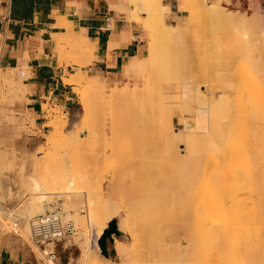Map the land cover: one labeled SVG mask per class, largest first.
Listing matches in <instances>:
<instances>
[{
	"label": "rangeland",
	"instance_id": "374dc122",
	"mask_svg": "<svg viewBox=\"0 0 264 264\" xmlns=\"http://www.w3.org/2000/svg\"><path fill=\"white\" fill-rule=\"evenodd\" d=\"M126 1H127L128 6L129 5L133 6L135 13L138 12L137 16H135L136 15L135 13H132L131 17L133 19L137 20L138 22H140L142 24L144 30H145L147 49H146L145 56L142 58L146 60L149 58V49H150L151 38H152L151 37L152 36V27L149 24L148 14L139 9V1L140 0H136V1L135 0H126ZM142 1H146V0H142ZM196 2L198 3L199 1L196 0ZM208 2L210 4H215L217 2V0H208ZM198 4H197V6H198ZM176 5H177V9H178V2H176ZM222 5L225 8L226 12L232 13V14H235L237 12L239 16L246 17L248 19L250 18L249 20H251V18L253 19V16L255 18H256V16H259V18L254 22L255 25H252V26H254L255 29H257L258 33H264V8L260 5L258 0H223ZM189 6L192 7V5H189ZM195 15H197L196 8H191L190 12H188L187 14L180 12V19L179 20L184 21L185 17H187L186 21H189L190 19H192L191 21H195L196 20ZM142 17H145V18H142ZM165 22L167 24L171 25V23L168 20V17L165 18ZM176 23H174V24H176ZM182 27H184L185 29L184 28L183 29L186 31L184 33L183 39L185 37L187 40L184 39V42L182 41L183 44L180 46V48L182 50H180V51H183V47H184L185 54H186V56H188V58L186 56L185 57L188 59L189 63H187L188 62L187 60H186L187 62L185 61V59L183 60L182 59L183 57L181 58V60H183V62L185 61V63L188 64V66L185 65L186 67H188L186 69V67L183 66L184 64L182 63L183 64L182 66L185 69L184 74H187V76H185V77L189 78L188 76L191 75V72L193 73L192 76H194V82L189 83L192 87V89L190 88L191 89L190 91H193L195 93V100H194V94L190 93L191 95H193L192 96L193 100L196 101V103H197V100L201 101V103H203V104L205 103V105H203L201 103H198V104H200L202 106H208L209 107L208 103L212 102V101H210V100H212L211 98H214V97L217 98L218 95L220 96L221 94L226 93L225 96H227L231 100L234 99V101H235V99L238 97L237 96L238 93L234 89L233 85L230 87L228 85L222 87V88L227 87L225 89V91L228 90V92L230 94H228L227 92L224 93V90L221 88L220 89H218V88L213 89L211 87L210 91H212V90L214 91V94H213L214 97H212L208 93V92H210L209 86H211V85H209V82H206V80H204V78L207 76V72L209 71L208 76L206 77V78L209 77L208 81H211L210 80L211 75H212V78L214 79V81H216V78H214V77H216L215 75L218 76L216 70L218 72H219V70L220 71L222 70L221 72H223V75H225L224 70L225 69L227 70L228 63L229 64L231 63L230 67H232V68H238V65H237L238 61H241V62L243 61L242 63H245L244 61H246V62L249 61L251 64H253L252 62L255 59V57L257 59V53L258 52L256 54H251L252 56H254V59L251 57V59H253V60H249V59L244 60V59H241L242 57H244L243 54L242 53H236V51H235V49L237 48V44H239L238 40H241V41L256 40V36L253 34V31L250 30L249 28H246L245 32H247L248 34L247 35L243 34L241 31V33L243 34L242 35L240 32L238 33V31L235 32V29L237 28L235 23H233V24H230V23L225 24L224 23V26H222V28L220 27L223 30H221L220 28L215 26V29H214V27H212V29H211L212 31L211 30H210V32H209V30L207 31V32H209L208 34L205 32H200V30H198L199 33L196 35V33H197V32L195 33V30L197 29L196 27L190 28V24L185 23V22L183 23ZM187 33L190 35H188ZM236 33H238V36L240 35L239 36L240 39L238 38V36L237 37L234 36V35H237ZM186 34L188 35L187 37H186ZM230 37H233V39ZM65 41L67 42V44ZM218 41H219V43H218ZM61 42L63 43L64 46H67L69 48V50L71 49V51H73L70 53L68 52V54L65 55L66 58L63 57L65 59H62L63 61L61 63L63 64V62H64L66 67H69V66L75 67L74 69H72V73H77L78 69H81L83 67L79 66L80 62H82V59L80 58V55H78L79 54L78 50L75 51V49H79L80 45H82V47H84V46L86 47L87 41H86L85 36L81 35V39H79V37H76L73 27H71V25H69L67 32L65 34H63V37L61 38ZM220 43H222V44H220ZM73 46H74V48H73ZM222 46H224V47H222ZM219 47H220L222 52L220 50H218ZM0 49H1V47H0ZM226 49H228V50H226ZM233 51H234V53H236V55H234V54L230 55L231 53H233ZM217 52H219V53H217ZM237 52H240V51L237 50ZM215 53H217V54H215ZM182 54L183 53H181V56H183ZM227 56H229V57H227ZM258 56H259V53H258ZM208 59L210 61H208ZM256 59H255V61H256ZM202 60L207 61V63H209V64L208 65L204 64V62ZM211 60H213V61L211 62ZM92 61H93V59H92ZM92 61H90V63H88L87 66L92 64ZM249 62H247V63L249 64ZM200 65H202L203 67ZM210 65H212V66H210ZM214 65L216 67H214ZM87 66H84V67H87ZM207 66H209V67H207ZM224 66H225V68H224ZM76 67H77V69H76ZM20 72L25 73V76L22 77V79H24V81L30 77V71L26 67L19 68V70L16 73V76L17 75L19 76ZM86 72L90 73L89 71H86ZM65 73L67 75H69V71L67 68H65ZM162 74L164 75V73H162ZM10 75L12 76L13 74H10ZM219 75L221 76L222 74H219ZM70 76L71 75H69V77ZM163 77L164 76H161L160 70H158V69L148 70V71H138V72L132 73L128 76H125V78L120 77L119 79L114 80V81L109 80V79H107L101 75V78L104 80L105 84H102L101 82L96 81L91 77L92 80L96 84H98L100 86V88L102 89V91L104 92L103 95H97L98 93L96 94L95 92H94V95L93 94L89 95L92 97V99H91L92 101L96 100L94 102V104H95L94 108L92 107L95 111V113L93 112V114L95 115L94 120L96 119L95 120L96 124L94 125V123H93L91 128H89V126L85 127V125H84L85 122L86 121L90 122V120H91L90 117H92L94 115H92V116L90 115V117H88L90 119L84 118L85 112L83 110V105H82V97H83V89L84 88L75 85L74 91L77 94V103L74 105L73 111L64 110L61 107H58L57 105L52 104L50 101H47L43 105V111H44V113L48 119L47 125L49 126V128L44 133H43V131H40L37 129V127L35 126V123H34L33 116L31 115V113L26 108V103H29L26 99L27 91L24 92L23 94H21V92L20 93L14 92L11 94V91L7 90L8 87H4L3 85H1L3 87H1V90H0V101L7 102L11 99L12 96L14 97V103L9 105L8 109L3 110L1 115H0V119H1L0 125L3 126L6 124V125L14 127V130L12 131V133L10 130H9V133L7 132L9 135H7V133L5 131L4 133H6V134L0 136V142H1L0 148L2 151H5V154L8 153L7 156L10 158L11 164H13L11 170L8 171L7 173L10 176L11 181L16 182L15 184L12 183L11 181L9 182L10 189L13 192L12 193L13 194L12 200H10V201L7 200V202L4 201L1 203L2 208L4 210L6 209L5 213L6 212L8 213L10 211L15 212V215L17 216L15 218H17V219H15L14 221L17 220V223L27 221V219L21 215V210L24 209V205H25L24 200L27 201V198L31 197L32 191L30 190L31 189L30 187L25 186V185L22 186V185L17 184V183L20 182L19 180L21 179V177L27 176V174L31 173L32 164L34 162H39L40 167H39L38 171H40L41 173L49 174V173H54V172H56V173L70 172L72 175H77L78 178H80L79 179L80 181L82 180L79 184L80 186L81 185L88 186L89 184L90 185L92 184L95 186L97 184L102 183L101 186H102L103 193L105 195L106 200H110L114 204L116 203V204H119L121 206L123 205L125 210H124L123 214L121 215V218H125V217L128 218L129 213L132 210H134V213H136V211L139 207H140L139 209L141 210V212L145 210L144 211L145 213H150V215H155V216H151V218H147L148 219L147 220L148 222H147L145 219H143L142 215L140 214L141 212H139L140 210L138 209L139 211L137 214H139L140 217L138 215L139 219H137L138 217H136L135 221L137 222L139 227H141L140 225H142V224H140V222L144 223L146 229L144 228V232H145L144 233L142 230L143 229V227H142V229H141L142 234L144 233V235H145L148 233L149 234V235L147 234L149 236L148 240L150 239L149 240L150 242L151 241L153 242V240H156V241H154L155 242L154 246L157 249H159V247H160V249H161V247H165V248L169 247L170 249H172L173 247L171 248V246H176L178 243H181L184 246L188 242V244L190 243L191 245L194 243L193 246H195V247H197V245H198L197 248L200 247L199 249L196 248L197 250L196 249L194 250L195 247L191 248V251L192 250L194 252L196 251L195 255H197V256H198V253L201 254V256H203V255L206 256V254L209 253L211 257L213 256V257L217 258L218 256H222V254H220V253H226V255L228 257V256H230V254H228L227 251L225 252L224 250L226 249V250L230 251L231 247L233 249L234 244H237L236 247H234L235 248L234 250H236V252H239L240 256L244 255V256H242V258L243 257L245 258L246 255L248 256L250 254L249 251L251 252L250 255L251 256L253 255L252 257H254L256 255L255 252L259 253V249H261V248L259 246L260 245L259 239H257V238H259L258 237V230H259L258 226L259 225H258V223H256L258 220L256 221V218L253 216H252L253 218H250L252 215V212L249 213L248 211L247 212L249 213L250 217L248 215L247 216L250 219L248 217L245 218L244 217L245 215L242 217V215H239V213L242 209L238 208L239 207L238 204L236 205L237 207L236 206L234 207V203H235L234 196L238 194L236 196L238 198L241 194V197H242V195L245 194L244 192L246 190L244 192H242L241 188L243 189L244 187H246V184H245V186H243L244 185L243 184L242 185L243 187L241 186V188L238 187L241 184H238V185L236 184V186L239 188V191L241 190V192L243 193L242 194L241 192H239L240 193L239 194L235 190H234L235 192L233 191V189H232L233 187L231 186L232 183H230V187H232L230 189L229 183L226 181V179L221 180L223 182L225 180V182H227V184H228L227 189L229 188L230 190H232L229 193L228 190L226 189V191L229 193V195L232 192H233L232 193L233 195L235 194L234 196H232L233 198L231 197L232 194L229 196L233 199L232 200L229 198L230 201H232L233 203L232 202L230 203V201L228 203L229 199L226 200V198H225V200L227 201V204H229V205H227L225 203L226 207L227 206H228V208H231L232 206L234 207V208L232 207L233 209H231V211H229V209H227L231 213L225 212L226 211V210H224L225 205L222 203L224 201L223 197H221V199L218 197L220 191L222 193V194L220 193V195L223 196V194H224L225 197L228 196V193H227V195H226V191H224L225 193H223L222 187H224V185L222 187H219L220 183L222 185V182H218V180H216V178H214L215 179L214 180L213 179L214 174L213 175H211V174L215 173V169L221 170L222 167L224 168L225 163L227 161L225 162V159H224V161H223V159H221L222 161L218 160L219 162H221L220 165L218 164L219 168L216 166H213L215 163H217V160H213V161L211 160L212 164H210V167H209V163H207V162H205L206 164L204 163L205 168L202 167L203 170L205 169L202 172V173H204L202 177H203V179L207 177L205 179V183H206L207 188L205 190H203L204 195H206L208 197L207 198L208 202L212 201L215 198L214 201L217 203V205L215 204L214 201L209 202L210 204H213V205H210L207 203V200H205L204 198H203V201L201 200L202 195H203L201 183L198 182V183H200L199 184L200 188H199L198 183H196L194 181L195 179L197 180L198 176L194 180H192L191 176L189 175L191 178L190 179L189 176L187 175V173H189L188 172L189 168H191L192 166L189 165L188 170H185V171H187L186 173L183 170V168L186 165H185V163H182V161H180L181 159L179 158L180 159L179 160L178 157L181 155H183V156L186 155L185 151H186V147H187L186 146L187 139H186L185 135H182L183 138L181 136V137L176 138V139H174V138L170 139V136L168 135V131H167L168 129L166 130V128H167V126H166V121H167L166 119L167 118L166 117H167L168 109H170V112L172 114L173 128H176V129L185 128V124H184L185 123V121H184L185 116L183 114V106H182L183 82L181 80L179 81V79H177L179 82L178 81L174 82L172 80L170 82L168 80L169 76L167 78V81L164 80L165 77H164V79H163ZM12 78H14V75L12 76ZM19 78H21V76H19ZM191 78L187 79L186 82H188ZM192 80H193V78L191 79V81ZM184 82H185V80H184ZM212 83H213V80H212ZM184 86L186 87L187 83H185ZM125 87L127 89L129 88L131 90L137 89L136 92H139V91L143 92L144 91L147 94L146 98H148V100H149V102H147V105L141 99H140L141 101H139L138 98H137L138 100L137 99L135 100V97L132 98L133 96L131 97L129 95H126L123 97L122 95H120L119 93L123 92V90H125ZM122 88H124V89H122ZM3 89H5V90H3ZM2 90L4 92H1ZM234 90H235V93H237V94L234 93V95H233ZM7 91H8V93H7ZM16 93H18L17 96L19 98H17ZM115 95H117L118 97L116 96L117 97L116 98ZM93 96H97V97L101 96L102 98L104 97L102 99L103 103H102V101H100L101 99L99 100V98H98V100H97L96 97H93ZM196 96H197V98H196ZM231 96H233L234 98ZM200 97H204L205 99L207 98L206 99L207 101L204 102L203 101L204 99H201ZM93 98H94V100H93ZM199 99H201V100H199ZM208 99H210V100H208ZM142 102H144L145 105L143 104V106H142V104H141ZM91 103L93 104V102H91ZM129 115H130V117L132 116V120H133V115H134V118H137V119H139V117H140L141 121L143 118H145L147 120L144 119L146 122L144 124L142 123L143 126H141L140 124L138 125L136 123H134L135 125H133V123L131 124V122L128 119ZM147 116H148V118H147ZM85 117H86V115H85ZM115 119H118V121H115ZM83 120H86V121H83ZM64 121L65 122L67 121V122L65 123ZM7 122H10V124ZM81 122H83V123H81ZM56 124H58L59 127H62L61 129L63 131L64 137L70 136V139H71V137H75V136L79 137L77 134H79L80 132H81V134H79V135H84L83 139L80 140L79 142L77 141V144L74 143L75 147H74V145L72 147V150H73V148H75L76 152L75 151L74 152L76 153V155H74V156H77V157H74L76 159L74 161H72L73 163L71 165H69V167L63 166V161L60 162L61 160H63V158H61L62 156H60V155H63V154L68 155V151H70L69 152L70 155L71 154L73 155L74 153H71V150H68L67 148L64 149V148L58 147L57 140L59 139V135L56 132ZM90 124L88 123V125H90ZM117 124H119V125H117ZM82 125H84V127ZM79 126L82 127V129H80ZM261 128H262V126H261ZM79 129H80V131H77ZM47 131H49V132H47ZM4 133H2V134H4ZM3 140H4V143L2 142ZM65 150H68V151H65ZM56 152H57V156H56ZM54 155H55L56 159L53 158ZM70 155H68V157ZM57 157L61 158L59 161L60 163H56ZM52 158H53V161H52ZM71 159H73V157ZM155 159L157 160V162ZM174 161H176V162L174 164H172V162H174ZM214 161H215V163H213ZM241 161L244 162L242 159H241ZM241 161H239V160H238V162L236 161L235 165L233 164L235 161H233L232 164H230L231 163L230 161L227 163L226 166H227V169H229L228 170L229 172L227 173V176H226V177H228L227 180H230L231 182L236 181L235 183L240 181V179H242L244 182L249 180V179H247L248 177H250L249 173H251L249 171L250 170L249 167L251 166V169H253V163L251 161L250 166L248 163L246 166L245 165L246 162L243 164ZM180 162H181V165L183 164V168L182 169L180 168L178 171H181V170L184 171V172H182L183 174L181 172H179L183 176H184V173L186 174V176L182 177V179L180 177H178L179 173H177L178 172L177 169L179 167H182L179 164ZM170 163H171V165H169L170 168H168L167 165ZM237 163H239V164H237ZM151 164L154 165L153 166L154 170H152ZM229 164H230V167H232V168H229V166H228ZM22 165H24V169H23L24 172L22 171L24 174L21 172ZM148 165H149V167L151 166L150 169L147 167ZM222 165H224V166H222ZM232 165H234V168ZM155 166H156V169L158 166V171L155 169ZM172 166H174V167H172ZM247 167L249 170H247ZM263 167H264V165H263ZM235 168H236V170L239 169V173H240V170H242L241 171L242 175L244 174V171H247V173H246V174H248L247 177H246V174H244L243 177H240L239 173H237V172L234 173L232 171V169H235ZM243 168H244V170H243ZM184 169H186V168H184ZM209 169H211L210 170L211 172L209 171ZM263 169L264 168H262V170ZM149 170H150V172H148ZM155 170L159 174V175L157 174L159 176V178L157 176H156V178L159 179V182H158L159 184L161 181L160 185L157 183L158 179H156V178H153L154 181L151 180L154 184L150 183L151 184L150 185L148 182V179H150V176L151 177H153V175L155 176V174H154ZM170 171H173L175 173H171ZM230 171H232L234 174H236V173H237V175L239 174L238 178L237 179L234 178L235 175L233 174L234 175L233 176ZM253 171H254V169H253ZM151 172L153 175L151 174ZM221 172H222V170H221ZM202 173L201 174L199 173L200 174L199 177L202 175ZM225 173L223 172L222 174H225ZM219 174H220V172L216 173L215 175H217V176H215V177L220 176ZM244 176L246 177L247 180L244 179L245 178ZM136 177H137L139 183L134 181V179ZM174 177H176L178 179H176ZM186 177H188L190 180V181L187 180L188 182H191V180H192L194 183L197 184V185L195 184L197 187H195L193 185L195 189L198 188L197 190H194V192H193V190L191 189L192 190L191 191L189 185H187L189 187V190L187 189L188 187L186 186V183L184 182L186 179H183ZM143 178H145V180ZM179 179L181 182L179 181ZM212 180L214 182H218V185H215V186L212 185L214 183ZM141 181H142V184H141ZM169 181H170V185H169ZM144 182H145V186H147V182H148L149 186H152V187H150L152 189L151 191H149L150 189L148 187H147L148 192L146 191L147 188L144 186ZM162 182H163V184H162ZM183 182L185 183V187L182 190L181 188L183 187ZM201 182H202V180H201ZM135 183L138 185H136ZM240 183H243V182L240 181ZM248 183L250 184V187L252 186L253 191L251 190L252 192H250V190H249V192H248V190H247L246 193L250 194L251 197H253V198L255 197L254 199L257 202L256 196H258V194L256 191H254V190H257L255 188L256 186H255V184L253 185L250 182H248ZM248 183H247V187H248ZM171 184L174 186V189L176 187V189L178 190L177 193L179 195L174 194V192H173L174 189H173V186ZM135 185H136V188L133 187ZM162 185H164V186H162ZM190 185H191V183H190ZM139 186H140V188H139ZM169 186H170V188H169ZM179 186H181V187H179ZM212 186H214L213 188H215V191H217L216 189L219 190L218 193L216 192L217 195L216 194L213 195L214 191H212L213 190ZM233 186H234V184H233ZM137 187L139 189H137ZM155 187L157 190L160 189L159 190L160 192H158L159 194L157 193L158 195H156L153 191V190L156 191ZM237 187L234 189L238 190ZM178 188L181 189V192H182V195L184 198L181 197L182 195H180L181 192L179 193L180 189H178ZM20 189H21V191H20ZM134 189H136V190H134ZM249 189H251V188H249ZM161 190H162V192H161ZM171 190H172V192L170 193ZM184 190H185V192H186V190L188 192H186V193L184 192V194H183ZM17 192L21 195H19ZM192 192L195 193L193 195L195 197L193 200L195 206L193 205V207L196 208L197 203H195V201H197L199 203L200 202H202L203 204L205 203L204 205L202 203H200L201 205L204 206V208L199 203H198L200 205L199 209L198 208L195 209L193 207H190L193 204V202L189 199L190 203H192V204L188 203L189 202L188 198L192 195L191 194ZM185 194H186V199H185ZM247 194H246V196H247ZM250 195H248V198L252 199L250 197ZM170 196H171V198L168 199V197H170ZM211 196H212V198H211ZM216 196L218 197V199H217L218 201L216 200ZM244 196L242 198L244 201L245 200L248 201V202H246L248 205V208L249 207L252 208V206H250V205L253 202L251 201L252 203L250 204L249 199H244ZM94 197H96V195H94ZM172 197L174 199H176L178 197L177 200L174 201V203H171ZM179 197H180V199H179ZM72 198H77V197L73 196ZM150 198H152V199H150ZM182 198L185 199L186 201H188V202L184 201L186 204H189V206H187V209L185 207V209L188 213L189 212L192 213L190 210L192 208H193L192 210L194 213H195V211H197V214H199V212L201 210L203 212V209L208 208L207 209L208 213H210V214H208V216H210L211 221L214 220L210 224L212 225V224H215L216 221L217 222L219 221V223L217 225L215 224L216 227L218 226L217 229H215V227L213 225L216 234L219 231H229V228L226 229L227 227L226 228H224V226L221 227V225H223L224 222H225V224L230 223L231 225H233V224L235 225V226L233 225V227L230 226L231 227L230 231L234 230L233 232L230 233V237H229L230 231L225 232L224 236L222 237L221 244L223 245V247L221 249L216 248L219 245L215 241H213V240H215L214 238H212L213 240L210 238L212 241H209L210 239L208 237H210V236L212 237V235H213V233L210 234V232L212 230L209 232V229H208L209 233L208 232L207 233L210 236L205 231L204 234H206V236L208 235L206 238H205V236L202 237L203 235L201 237H199V236L196 237L197 239L200 238L199 241L201 240L200 241L201 245H200L199 241L196 240V238H195V241H197V242L195 245V241L191 238V234L188 232V230H190V228H188V230H187V227H190V225H187L186 229H184V230H183V228L180 229L178 226L176 227V225L179 222H181V221H179V218L181 220L180 211L182 210L181 207H182L183 203L181 202L182 203L181 204L179 202V200H181ZM239 199L242 200L241 198H239ZM239 199H237V200H239ZM254 199H252V200H254ZM95 200L98 201V199H96V198H95ZM240 200L238 202H241ZM151 201H153V202H151ZM154 202H156L155 208H157L158 211L155 210L154 207L152 208V206H154L153 205ZM238 202L236 201V203H238ZM63 203H64V199H59L56 204L55 203L51 204L50 205L51 210L47 209L46 212L56 210V211L61 213L63 211V207H64ZM145 203L147 205L146 207H144ZM148 203H150V204H148ZM221 203L224 206L221 205ZM243 203H245V202H243ZM149 205H150L151 209L148 208ZM170 205L172 206V208ZM19 206H21V207H19ZM175 206L177 208L178 207L179 208L177 209ZM220 206L224 207L223 211H221V209L223 207L220 208ZM142 207L144 209H142ZM241 207H243V206H241ZM135 209H136V211H135ZM188 209H189V211H188ZM209 209L210 210L212 209V210L210 211ZM234 209H237V210L239 209L238 210L239 213L236 212V210L234 211ZM246 210H247V206L244 209V211H241V212H243L242 214H244L246 212ZM83 211L84 212L82 214L86 216L85 217V229L87 230V228L89 227L88 230H90V228H93V225H91L92 223L90 224L88 222V214L86 212V208H83ZM155 211H156V213H155ZM253 211H255V209H253ZM144 212H142V213H144ZM202 212H201L200 216L199 215H197L198 217L196 216L197 218L196 217L193 218L194 215L192 216V219L195 220V221L194 220L193 221L196 222L197 225L194 224V222H193V224L197 227H199V226L201 227L203 225L201 222L204 223V221L206 220L204 217L205 214H203ZM167 213L170 215H168ZM183 213L184 212L181 213L182 216H183ZM228 213L231 215L229 217L225 216ZM235 213H237L238 215H235ZM178 214H179V216L177 217L176 215H178ZM36 216H38V215H36ZM220 216H222L223 221H221ZM237 216H238V218H237ZM239 216H241V217H239ZM35 217H33V219ZM169 217H171V218H169ZM211 217L213 220L211 219ZM90 218H91V216H89V219ZM121 218L118 217L117 221L120 222ZM176 218L178 219V221ZM192 219L190 221H192ZM198 219H201L200 220L201 222L198 223L197 222ZM202 219H204V221ZM238 219H240L241 221H246V222H239ZM175 220H176V222H173ZM230 220H231V222H230ZM232 220H235V222H233ZM8 221L10 223L12 222L10 220H8ZM71 221H73V220H71ZM138 221H140V222H138ZM170 221L172 223H170ZM190 221H189V223H191ZM248 221H250V222H248ZM86 223H87V225H86ZM198 224H200V225H198ZM74 225H75V222H74ZM90 226H92V227H90ZM75 227L77 230L76 235L67 240L68 243L70 242L69 243L70 246H69L68 250H66V252H63L60 248L57 247V245L56 246L52 245L50 250H53L55 247L57 257L58 258L62 257L63 262H65V260H67V262H69L71 264H85L83 262V258L81 257V249H80L81 244L80 243H82V241H83V238L81 236V232L82 231L85 232L86 230L81 229V227H79V225H75ZM236 227H238V228L236 229ZM241 227H242V230H241ZM232 228H233V230H232ZM15 229L17 230V227H15ZM160 229H161V231H160ZM192 229H194V226ZM195 229H199V228L195 227ZM139 230H140V228H139ZM177 230H179V231H177ZM182 230H183V232H182ZM18 231H19V229H18ZM170 231H171V233H170ZM175 231H177V232H175ZM2 233H0V237H3V236L8 237L9 236V235H7L6 231L2 232ZM169 233H170V235H169ZM144 235H142L143 239H146L147 236L145 235V237H144ZM10 236H11V238L14 236L12 239H16V240L22 242L23 244H25L26 246H29V248L32 251H34V248L37 246L33 242L32 237H31V241H28V240L16 238L18 236H15V235H10ZM10 236H9V238H10ZM126 236H127V241L131 242V240H132L131 237L128 235H126ZM169 238H171V240ZM225 238H227V239L225 240ZM146 240H144V242H146V243L149 242ZM202 240L205 242L202 243ZM206 240H208V243L211 242V244H213L212 245L213 247H210V245L208 246L207 245L208 243H206ZM235 242H237V243H235ZM197 243H199V244H197ZM205 243H206V245H205ZM215 243L217 245H214ZM30 244H33L32 245L33 248ZM238 244H239V249H238ZM157 245H160V246H157ZM193 246H191V247H193ZM225 247H227V248H225ZM37 248H39V247L37 246ZM247 248H249V249H247ZM46 249H48V248H46ZM220 250H221V252H220ZM193 251L190 254V259H192V261L193 260L195 261L196 257L193 256L194 255ZM216 251H218L217 256L214 255V254H216ZM206 252H208V253H206ZM247 252H248V254H247ZM231 254H233V252H231ZM35 255L37 256V258L39 260L44 258V254L40 253V255H39L38 253H35ZM201 256H198V257H201ZM224 257L227 259L226 256H224ZM248 257L250 258V256H248ZM248 257H246V259H244L245 264H247V263L248 264L249 263L250 264H252V263L256 264L255 263L256 261L258 264V260H257L258 256L257 257L255 256L257 259L255 257L253 258L254 259L253 262L251 260H249ZM227 260H224V261H227ZM246 260H247V262H246ZM113 262H115V263L119 262L118 257H117L116 261H113ZM227 262L230 264V259ZM223 263H225V262H223ZM223 263H221V264H223ZM49 264H51V261H49ZM238 264H240V263H238Z\"/></svg>",
	"mask_w": 264,
	"mask_h": 264
},
{
	"label": "bare ground",
	"instance_id": "6f19581e",
	"mask_svg": "<svg viewBox=\"0 0 264 264\" xmlns=\"http://www.w3.org/2000/svg\"><path fill=\"white\" fill-rule=\"evenodd\" d=\"M124 1L127 3L126 0H124ZM198 1H199L198 2L199 4L196 2V0L195 1L194 0H177V2H178V10L180 12H182V13L187 14L188 12H190L191 8H196V10H197V15H195L196 16V20L195 21H191L192 19H190L189 21H186L187 17H185V20H184L185 23H189L190 24V28L191 27H193V28L196 27L197 28L195 30V33L197 32L196 35L199 33L198 30H200V32H205V33L208 34L210 32V30L212 29V27H214V29H215V26L218 27V28H220V27L222 28V26H224V23L225 24H227V23H230V24L235 23L236 26H237V28L235 29V32L238 31V33L239 32L241 33V31H242L243 34L247 35L248 33L245 32V29L249 28L250 30L253 31V34L256 36V40H244V41L238 40L239 44H237V48L236 49L238 51H240V52H237V50L235 49L236 53H242L243 54L244 57H242L241 59H244V60L245 59L246 60L247 59L253 60L254 56H252L251 54H256L258 52L259 53V56H258V53H257V59L258 60L255 57L256 61L254 59L253 62H252L253 64H251L249 61H247V62H249L250 65L246 61H244L245 63H242L243 61L242 62L238 61V64H237L238 68H232V67H230L231 63L230 64L228 63L227 70L226 69H225L226 71L224 70L225 75H223V72H221L222 70L221 71L219 70V72L216 70V72L218 74V76L215 75L216 77H214V78H216V81H214V79L212 78V75H211L212 73L210 74L211 75L210 77L212 79L210 78L211 81H208L209 77L208 78H206V77L208 76V72H209L208 70L209 69L207 68L208 72H207V76L205 77L206 79L204 78V80H206V82H209V85H211V86H209L210 88L208 87L209 91H210L211 87L213 89H217V88L220 89L221 88V89L224 90V93L227 92L228 94H230L228 92V90L225 91V89L227 87H224V88H222V87L223 86H227V85L230 87V86L233 85L234 89L238 93V95H237L238 97L235 99V101H234V99L231 100L227 96H225L226 93L225 94H221L220 96L218 95L219 97L216 95L217 98H215L213 96V94H214L213 90H212L213 92L212 91L208 92L210 94V96L214 97V98H211L212 100L208 99V100L212 101L211 103H208L209 107L208 106H202V105L198 104V103H201V101L197 100V103H196V101H194L195 100V93L193 91H190L192 89V87L189 84V83H193L194 82V76H192L193 73L191 72V75L188 76V77L189 78L192 77L193 80L191 81V79H192L191 78L188 82H186V80L189 79V78L185 77V76H187V74H184L185 69L183 68V66H185V65L188 66L187 63H189V61L187 59L188 56H186V54H185L184 47H183V51H180V50H182L180 48V46L183 44L182 41L184 42V39H186L185 37L183 39L184 33L186 32L184 30L185 28L182 27L184 22L181 23V25L178 24L177 26L169 25V24H167L165 22L166 16L170 15L171 11H170V7L168 5L163 4V0H146V1L140 0L139 1V9L141 11H144L145 13L148 14L149 24L152 27V36H151L152 38H151V44H150V49H149V58L144 60V61H141V59L139 60L138 58H133L134 59L133 62H131V63H129V64H127V65H125L123 67V69H122L123 72L122 73H123L124 76H128V75H130L132 73H135V72H138V71H148V70L158 69V70H160L161 76L165 77V79L163 77L164 80L167 81V78L169 76L170 79L168 78V80L170 82H171V80L174 81V82L178 81L177 79H179V81L181 80L183 82V97H182V101L183 102H182V106H183V114L185 116L184 117L185 128H182V129L173 128L172 114L170 112V109H168L167 117H166L167 118L166 119L167 120L166 121V126H167L166 130L168 129L167 131H168V135L170 136V139L171 138L172 139L173 138L176 139V138L181 137L182 135H185V137L187 139V141H186V146L187 147H186V151H185L186 155H184V156L181 155L182 157L181 156L178 157V159L179 158L181 159V160L180 159L179 160L182 161V163H185L186 166L184 168H186V169L183 168V164L181 165V162H180L179 164L182 167H179L177 169V171L180 168L181 169L183 168V170L185 171V170H188L189 165L192 166L191 168H189L190 171L188 170L189 173H187V175L188 176L190 175L192 180H194L198 176L197 180L195 179L194 181L196 183H198V182L201 183L202 193H203L201 200L203 201V198L205 200H207V198H208L206 195H204V191H203V190H205L207 188L206 187V183H205V179L207 177L204 178V179L202 177L203 174H204L202 172L205 170V169L204 170L202 169V167L205 168L204 163L205 162L209 163V167H210V164H212L211 160L212 161L213 160H217V163H215V161L213 162V163H215L213 166L218 167V164L219 165L221 164V162H219L218 160L222 161L221 159H223V161H224V159H225V162L227 161L225 163V166L222 165V166H224V168L222 167V169H221L222 172H221V170H216L215 169V173H212L211 175L214 174L213 179L216 178V180H218V182H222V185L220 183L219 187H222L224 185L225 188L222 187L223 188V193H225L224 191H226V189H227V186H228L227 182H228L230 189L233 187L232 188L233 191L235 190L238 193L241 192V190H242V192H244L246 190L244 192L245 196L242 195V197L244 196V199H249V203L250 204L252 202L256 203V204L254 203L255 205L252 203L250 205V206H252V208L251 207L248 208V205L246 203L248 201H246V200L244 201L243 198L241 197L240 193H239L240 196L238 198L236 197L238 194L237 195L234 194L235 196L232 194L233 192L231 193L232 195L230 194L231 197L234 196L235 203H236V201L238 202L240 200L239 198L242 199V200H240L241 202H238L236 204L234 203V207L238 204V206H239L238 208L242 209L241 211H244V209L247 206V210H246V212L244 214H242L243 212H241V211H240V213H241L240 214L239 211H238L239 209L238 210L234 209V211L236 210V212H238L239 215H242V217L245 215L244 216L245 218L248 217V216L250 217L249 213L252 212V215H251L250 218L255 217L256 221L258 220L256 223H258V225H259L258 226V229H259L258 230V237L259 238H257V239H259V244H260L259 246H260L261 249H259V253L255 252L256 253L255 256L256 257L258 256V259L255 256L254 257L258 260V264H264V169L262 170V168H264L263 167V165H264V33H258L257 29H255V27L252 26V25H255L254 22L259 18V16L255 15L256 18L253 16V19L251 18V20H249L250 18L248 19L246 17H241V16L238 15L237 12L235 14L228 13V12H226L225 8L222 5V1L223 0H217V2L215 4H210L208 2V0H198ZM188 4L192 5V7L189 6ZM197 4H198L199 7L197 6ZM116 9H118V7H116ZM131 13H135V12L133 11ZM135 14H136L135 16H137L138 12L135 13ZM63 21H65V20H63ZM59 22H60V20H59ZM61 24H62V20H61L60 25ZM60 25L58 23V26H60ZM61 26H63V24ZM71 27H73L76 37H79V39H81V35L82 34H81L80 30L78 28L72 26V25H71ZM208 30H209V32H207ZM221 30H223V29H221ZM238 33H236L237 35H234V36L237 37ZM187 34H186V37L188 35H190V34H188V35ZM239 36H238V38H239ZM230 38L233 39V37H230ZM219 41H218V43H219ZM66 44H67V42H66ZM220 44H222V43H220ZM87 45L88 44H86V47L84 46L85 48L82 47V45H80L81 47L79 46V49H75V51L78 50V53H79L78 55H80V58L82 59V62H80L79 66H86L94 58V47H93V45H91V44H89L88 46ZM224 46H222V47H224ZM73 48H74V46H73ZM218 50L221 51L220 47H219ZM226 50H228V49H226ZM68 52L70 53V52H73V51H71V49L69 50V48L67 46L61 45V49H60V53H59L60 55L58 54L60 62L63 61L62 59L66 58L65 55H67ZM219 52H217V53H219ZM181 53H183L182 54L183 56H181ZM217 53H215V54H217ZM236 53H234V51H233V53H231L230 55H233V54L236 55ZM25 56H27V55H25ZM63 57H65V58H63ZM227 57H229V56H227ZM251 57L253 59H251ZM181 58L183 60L185 59V61L187 60L188 62L187 61H186L187 63H185V61L183 62V60H181ZM202 61L204 62V64H207V65L209 64V63H207V61H204V60H202ZM208 61H210V60L208 59ZM212 61L213 60H211V62ZM60 64L62 65V63H60ZM63 64H64V62H63ZM22 66H24L23 63H22ZM200 66H202V65H200ZM210 66H212V65H210ZM207 67H209V66H207ZM214 67H216V66L214 65ZM187 68L188 67H186V69ZM224 68H225V66H224ZM18 70H19V68L7 69V70H4L3 68L0 69V90H1V87L4 86V87H8L7 90L11 91V94L14 93V92H18V93L21 92V94H23L24 92L28 91V88H27V86L25 84L24 79H22V77L19 78L20 75L19 76L17 75L18 77L16 76V73H17ZM162 73H164V75ZM10 74H13L14 78H12L13 75L11 76ZM219 74H222V75L220 76ZM184 80H185V82H184ZM212 80H213L214 84L212 83ZM64 81H65V83H67L69 85H74V86L76 85V86H80V87L84 88L83 89V97H82L83 110H84L85 115H86V117L84 115V118L87 119L88 117H90V115L91 116L94 115L93 112L95 113V111H94L93 108L95 106L94 102L96 100L92 101L91 100L92 97L89 96V95H92V94L94 95V92L96 94L98 93L97 95H103L104 92L102 91V89L100 88V86L98 84L93 83L90 80L88 72L81 71V70L78 69L76 74H73V75H71L68 78H65ZM185 83H187L186 87L184 86ZM1 85H3V86H1ZM5 89H3V90H5ZM122 89H124V88H122ZM3 90L1 92H4ZM132 90L129 89V88L127 89L125 87V90H123V92H120L119 94L122 95L123 97L126 96V95H129L131 97L133 96L132 98L135 97V100L138 98L139 101L142 100L147 105V102H149L148 98H146L147 94L144 91L143 92L142 91L141 92L140 91L136 92L137 89H134L133 90L134 92ZM235 90L233 91V95L235 93ZM7 93H8V91H7ZM18 93H16V96H17ZM190 93L194 94V100L192 98L193 95H191ZM237 93H235V94H237ZM116 96L117 95H115V97ZM93 97H96L97 100H98V98H99V100L101 99L100 101H102V103H103L102 99L104 97L103 98L101 96H99V97L93 96ZM231 97H233V96H231ZM17 98H19V97L17 96ZM196 98H197V96H196ZM200 98L204 99L203 100L204 102L207 101L206 100L207 98L206 99L204 97H200ZM201 99H199V100H201ZM93 100H94V98H93ZM91 102H93V104ZM144 102L141 103L142 106H143V104L145 105ZM13 103H14V97L13 96L7 102L0 101V115H1L3 110L8 109L9 105H11ZM201 104H203V103H201ZM203 105H205V103ZM128 117H129L128 118L129 121L131 122V124L133 123V125H135L134 123H136L138 125L140 124L141 126H143V124L146 122L145 120H147V119L143 118L142 121H141L140 117H139V119H137V118H134V115H133V120H132V116L130 117V115H129ZM90 118H91L90 122L86 121V120H83V121L87 122V123L85 122V124H84L85 127L89 126V128H91L93 123H94V125L96 124L95 123L96 119L94 120L95 115L90 117ZM90 118H88V119H90ZM147 118H148V116H147ZM115 121H118V119H115ZM7 123L10 124V122H7ZM81 123H83V122H81ZM88 123L89 124L91 123L90 124L91 126L88 125ZM84 125H82V126L84 127ZM117 125H119V124H117ZM261 126H262V128H261ZM61 128L62 127H59L58 124H56V132L59 135V139L57 140V145L60 148H64V149L67 148L68 150H71V153H74V154L70 155V153H69L70 151L65 150V151H68V155H70V156L68 157V155H65V154L60 155V156H62L61 158H63V160L60 161L61 158L57 157L56 163H60V162L63 161V166H65V167L68 166L69 167V165H71L73 163L72 161H74L76 159L74 157H77V156H74V155H76V153H75L76 150H75V148H73V150H72V147H73L74 143L77 144V141L79 142L80 140H82L84 135H79V134H81V132H80L79 134H77L79 137L75 136V137H71V139H70V136L69 137L68 136L64 137L63 131H62ZM80 129H82V127H80ZM80 129L77 130V131H80ZM9 130L12 133V131L14 130V127L6 125V124L3 125V126L0 125V136L5 135L7 132L9 133ZM5 131H6V133H4ZM2 133H4V134H2ZM8 133H7V135H9ZM182 138H183V136H182ZM2 142L4 143V140ZM74 147H75V145H74ZM7 154H5V151H2L1 148H0V233L6 231L7 235H9V236L10 235H15V236H18L16 238L31 241V226H32V222L31 221H32L33 217H35L36 215L45 214L47 209L51 210V208H50L51 204H53V203L56 204L59 199H64L63 211L60 213L64 220H70L71 219V220H73L75 222V225H79V227H81V229L84 230L85 229V217L86 216L83 215L82 213L84 212L83 208H86V212L88 214V222L90 224L92 223L91 225H93V228H90V230H88L89 229V227H88L87 230L85 229L86 230L85 232L84 231L81 232V236L83 238V241H82V243H80L81 244L80 249H81V257L83 258V262L85 264H221L223 262H225L223 264H226V263L229 264L227 262L229 259H230V264H232V263L233 264H238V263L245 264L244 259H246V257H248V256H250V258L248 257L249 260H251L252 262L254 260L253 259L254 257H252L253 255L252 256L250 255L251 254L250 251H249L250 254L248 256L246 255L245 258L244 257L242 258V256H244V255L240 256V253L236 252V250H234L235 249L234 247H236L237 244H234L233 245L234 246L233 249L231 247L230 251L226 250V249L225 250L223 249L225 252L227 251V253L230 254V256L227 257L226 253H220V254H222V256L223 255L226 256L227 259L229 258L228 260L224 256L223 257L222 256H218L217 258H215L213 256L211 257L208 252H206L208 254L205 253L206 256L203 255L204 257L201 256V254H199L197 252L198 256H201V257H198L197 255H195L196 251L194 252L192 250L193 253H194L193 256L196 257L195 261L194 260L192 261V259H190V254L192 252L191 248H194L195 246H193L194 243L191 245L190 243L188 244V242L184 246L181 243H178L176 246H171V248L173 247L172 249H170L169 247L168 248L161 247V249L159 247V249H157L154 246V244H155L154 241H156V240H153L154 243L152 241L150 242L149 241L150 239L148 240V238H149V236H148L149 234L148 233H147L148 235L145 234L147 236L146 237L147 240L143 239L142 235H144V233H145L144 232V228H145L144 223L138 221V222H140V224H142V225H140L141 227H139V225L135 221L136 217H138V215H139L137 213L140 210L139 209L140 207L138 208L139 210L137 209V211L135 209L136 213H134V210H132L129 213V217L128 218H126V217L125 218H121V215L123 214V212L125 210L123 205L121 206V205L116 204V203L114 204L110 200H106L105 195L103 193L102 186H101L102 183L97 184L95 186L92 185V184H91L92 186L90 184L88 186H86V185H84V186L81 185L80 186L79 184H80V182L82 180L80 181L79 180L80 178H78L77 175H72L70 172H65V173H56V172H54V173L44 174V173H41L40 171H38V169L40 167V163L39 162H34L32 164L31 173L27 174V176L21 177V179L19 180L20 182L18 181L19 183H17V184H20L22 186L25 185V186L30 187L31 188L30 190L32 191L31 192V197H28L29 199L27 198V201L24 200V202H25L24 209L21 210V215L24 218H26L27 221L26 222L17 223V220L14 221L15 219H17V218H15V217H17L15 215V212L10 211L8 213L7 212L5 213L6 209L4 210L2 208V205H1L2 202H4V201L7 202V200L10 201L13 198V196H12L13 192L11 191L10 185H9V182L11 181V178H10V176L7 173L8 171L11 170L13 164H11L10 158L7 156ZM56 156H57V152H56ZM72 157H73V159H71ZM53 158L56 159L55 155L53 156ZM53 158H52V161H53ZM241 159L244 162H242ZM228 160L231 162L230 164H232L233 161H235L233 163L234 165H235L236 161L238 162V160L241 161L243 164L246 162V164H245L246 166H247V163L250 166V163L252 161L254 171H253V169H251V166L250 167L248 166L250 170L248 169V167H247V170H249L253 175L251 173H249L250 177H248L247 179H249V180H247L246 177H247L248 174H246L247 171H244V174H246V177L244 176L245 177L244 179H246L247 181L244 182L242 179H240V181L243 182V183H240V181L235 183L236 181L235 182L234 181L231 182L230 180H227L228 177H226V176H227V173L229 172L228 171L229 169H227L226 165L229 162ZM156 162H157V160H156ZM175 162L176 161L172 162V164H174ZM230 164L228 166H229V168H232V167H230ZM237 164H239V163H237ZM169 165H171V163L167 165L168 168H170ZM234 165H232L233 168H234ZM153 166L154 165H152V167L150 166L152 168V170H154ZM147 167L150 169L149 165ZM172 167H174V166H172ZM23 169H24V165H22L21 172L23 171ZM155 169H156V166H155ZM156 170L158 171V166H157ZM156 170L154 171L155 172L154 173L155 176L152 174V172H153L152 171L151 174L153 175V177L150 176V179H148L146 177L148 179L149 184L153 183L151 180H153V178H156V176L159 178V176H158L159 174H158V172ZM210 170L211 169H209V171ZM243 170H244V168H243ZM173 171H170V172L171 173H175ZM184 171L181 170V171H178L177 173H179V172L182 173ZM232 171L234 173L235 172L239 173V169L236 170V168L232 169ZM232 171H230V172L233 175L234 173ZM241 171L242 170H240V173H239L240 175L239 174L238 175L240 177H243L244 174L242 175ZM148 172H150V170ZM186 172L187 171H185V173ZM218 172H220V174H219L220 176L215 177V176H217L215 174L218 173ZM223 172L224 173L226 172L225 173L226 175L222 174ZM185 173H184V176H186ZM199 173L200 174L202 173V175L200 177H199V175H200ZM237 173L234 174L235 176L233 175L234 178H236V179L238 178ZM182 174H180V173L178 174L179 175L178 177H180L181 179H182V177H184ZM190 176H189V178H190ZM158 178H156V179H158ZM174 178H176V177H174ZM187 178L188 177L183 178V179H186L185 181L184 180L183 181L186 183V186L189 185L190 190L192 189L193 192H194V190L198 189V188H196V189L194 188V186L197 187L196 186L197 184L194 183L192 180H191V182H188L187 180H189V178L188 179ZM143 179L145 180V178H143ZM176 179H178V178H176ZM222 179H226L227 182H225V180H224V182L221 181ZM201 180H202V182H201ZM134 181L139 183L137 177L134 179ZM179 181H180V179H179ZM148 182H147V186H145V182H144V186L146 188L148 187L150 189L149 191H151L152 189L150 187H152V186H149ZM158 182H159V179L157 180V183ZM184 182H183V187L181 188L182 190L185 187V183ZM218 182H214L212 185H214V186L218 185ZM246 182L247 183L250 182L253 185L255 184L256 187L255 186L254 187L257 190H254V191H256L257 194H258V196H256L257 202L254 199L255 197L253 198V197H251L250 194L246 193L247 190H248V192H249V190H250V192L253 191L252 190V186L250 187V184L248 183V187L251 188V189H249L247 187V183ZM12 183L15 184L16 182H12ZM190 183H191V185H190ZM200 183H198V187H199ZM230 183H232L231 184L232 187H230ZM141 184H142V181H141ZM160 184H161V181H160ZM162 184H163V182H162ZM233 184H234L235 187L233 186ZM236 184L237 185L241 184L240 186H238L239 188H241V186L243 184H244L243 186H245V184H246V187H244L245 189L241 188V190L239 191V188L236 186ZM136 185H138V184H136ZM136 185L133 186V187L136 188ZM169 185H170V181H169ZM162 186H164V185H162ZM181 186H179V187H181ZM214 186H212V188ZM189 187L187 188L188 190H189ZM236 187H237L238 190L234 189ZM139 188H140V186H139ZM139 188L137 187V189H139ZM148 188L146 190L147 192H148ZM169 188H170V186H169ZM229 188L227 190L230 193L232 190H230ZM155 189H156V187H155ZM173 189H174V186H173ZM178 189H180V188H178ZM181 189L179 190V193L181 192ZM134 190H136V189H134ZM159 190L156 189V191L155 190H153V191H154V193L156 195H158L159 194L158 192H160ZM216 190L217 191H215V188H213V190H212V191H214V193L212 192L213 195L214 194L217 195L219 190L218 189H216ZM20 191H21V189H20ZM161 192H162V190H161ZM171 192H172V190L170 191V193ZM173 192H174V194H178L177 193L178 190L176 189V187H175ZM184 192H185V190L183 191V194H184ZM186 192H188V191L186 190ZM193 192L191 193L192 195L190 194L191 196L188 198V201L190 199L193 202V204L190 203V201L188 202V201L185 200L186 199V194H185V199H183L184 197L182 195V192L180 194V195H182L181 197H183L181 199L182 201L179 200L180 203L181 202L183 203V204L181 203L182 204V207H181L182 210L180 211L181 220L179 218V221H181V222H179L176 225V227L178 226L180 229L183 228V230H184V229H186L187 225H190V227H187V230H188V228H190V230H188V232L191 234V238L194 241H195V238L198 237V236L201 237L203 235L202 237L205 236V238H206L209 235L208 233L212 230L210 232V234L213 233L214 236L212 235V237H211L209 235L210 237H208V238L209 239L210 238L211 239L214 238L215 240H213V239L212 240L215 241L219 245L216 248L217 249H221L223 247V245L221 244L222 237L224 236L225 232H229L230 231V228H231L230 226L233 227L234 224L231 225L230 223L225 224V222L224 223L222 222L223 225H221V227L222 226H224V228L227 227L226 229L229 228V231H219L216 234L215 233V229H217L218 226L216 227L215 224L217 225L219 223V221L218 222L216 221L217 223L215 222V224H212V225L210 224L214 220L212 219V217H211V219L213 221L210 220V216H208V214H210V213H208V210H207L208 208L207 209H203V212H202V210L200 212L198 211L199 214H197V211H195V213L193 212L192 209L195 208V207H193V205H194V201L193 200L195 198L193 196L195 193H193ZM228 192L226 191V195H227ZM220 193H221V191H220ZM220 193H219L218 197L220 199H221V197H223L224 201L222 203L224 205H225V203L227 204L226 200H228L229 198L230 199L233 198V197L232 198L229 197L230 196L229 193H228V196H226V197H225L224 194H223V196L220 195ZM246 194H247V196H246ZM19 195H21V194H19ZM94 195H96V197H94ZM248 195H250V197L252 199H254V200L248 198ZM73 196L77 197V198H72ZM218 197L216 196V200L218 199ZM95 198L98 199V201H96ZM169 198H171V196L168 197V199ZM177 198L174 199L172 197L171 203H174V201L177 200ZM211 198H212V196H211ZM225 198H226V200H225ZM150 199H152V198H150ZM179 199H180V197H179ZM214 199L213 200L211 199V200L214 201ZM230 199L228 200V203H229ZM237 199H239V200H237ZM153 201H151V202H153ZM184 201L192 204L190 206V207H193L192 209H190L192 213H190V212L188 213L186 211L187 206H189V204H186ZM212 201H209V202H212ZM242 201L245 202V203H243ZM209 202L207 200L208 204H210ZM231 202L232 201H230V203ZM195 203H197L196 205L198 206V207L196 206V208L199 209V206L201 205L200 203H202V202L199 203V202L195 201ZM222 203H221V205H223ZM148 204H150V203H148ZM215 204L217 205L216 202H215ZM153 205L154 206H152V208L154 207V209L158 211V209L155 208L156 202H154ZM203 205H201V206L204 208ZM210 205H213V204H210ZM227 205H229V204H227ZM146 206L147 205L145 203L144 207H146ZM223 206H220V208L223 207ZM241 206H243V207H241ZM19 207H21V206H19ZM185 207H186V209H185ZM224 207H225V209H224ZM224 207L221 209V211H223V209H224V210H226L225 212H229V211H231V209L234 208L233 206H232L233 208L232 207L228 208V206L226 207V205ZM148 208L151 209L150 205H149ZM171 208H172V206H171ZM142 209H144V208L142 207ZM227 209H229V211ZM253 209H255V211H253ZM144 211H142V212H144ZM188 211H189V209H188ZM139 212H141V210ZM142 212L140 214L142 215L143 219H145L146 221L148 220L147 218H151V216H155V215H150V213H145V212L142 213ZM182 212H184L183 216L185 218L182 216V214H181ZM201 212L203 214H205L204 217H205L206 220L204 221V219H202L204 221V223H203V222L200 221L201 219H198L199 221L197 220V222L198 223L201 222L203 225L201 227L200 226L197 227V226L194 225V224L197 225V223L194 222L195 220L192 219V216L194 215L193 218L196 217L197 215L200 216ZM155 213H156V211H155ZM229 213H231V212H229ZM229 213L227 215H225V216L229 217L231 215ZM168 215H170V214H168ZM235 215H238V214L235 213ZM89 216H91L90 219H89ZM176 216L178 217L179 214L176 215ZM118 217L121 218L120 222H119L120 230L124 234L130 236L132 240H131V242H120V241L117 242V247L116 248H117V252H118L117 255H118L119 262L115 263L112 260L101 256V254L99 252V248L97 246V241H96L95 238L101 236V234H102L104 228L106 227V225L111 220L116 219ZM139 217H140V215H139ZM139 217L137 219H139ZM220 217H221V221H223L222 216H220ZM239 217H241V216H239ZM169 218H171V217H169ZM237 218H238V216H237ZM191 219H192V221H190ZM8 220H10L12 222L10 223ZM177 221H178V219H177ZM189 221L191 223H189ZM232 221L235 222V220H232ZM238 221L239 222H246V221H241L240 219H238ZM173 222H176V220L173 221ZM193 222H194V224H193ZM230 222H231V220H230ZM248 222H250V221H248ZM170 223H172V222L170 221ZM200 224H198V225H200ZM86 225H87V223H86ZM213 225H214L215 229H214ZM193 226H194V229H192ZM15 227H17V230L15 229ZM90 227H92V226H90ZM142 227H143V229H142ZM195 227L199 228V229H195ZM139 228H140V230H139ZM237 228L238 227H236V229ZM18 229H19L20 232L18 231ZM141 229L144 232L143 234H142ZM208 229H209V232H208ZM183 230H182V232H183ZM232 230H233V228H232ZM241 230H242V227H241ZM160 231H161V229H160ZM177 231H179V230H177ZM177 231H175V232H177ZM205 231H206V233L208 232L207 236H206V234H204ZM233 231L229 232V237H230V233L233 232ZM170 233H171V231H170ZM170 233H169V235H170ZM145 235H144V237H145ZM9 236L7 238H9ZM3 237H5V236H3ZM10 238H11V236H10ZM169 239L171 240V238H169ZM199 239L196 238V240H198V241H199ZM211 239L209 241H212ZM226 239L227 238H225V240ZM144 240L149 241L150 243L149 242L146 243V242H144ZM208 240H206V243H208ZM200 241H199V243H200ZM16 242H17V240H16ZM196 242L197 241H195V245H196ZM203 242H205V241L202 240V243ZM199 243H197V244H199ZM206 243H205V245H206ZM216 243L214 245H217ZM235 243H237V242H235ZM30 245L32 246L33 244H30ZM200 245H201V243H200ZM207 245L208 246L210 245V247H213L212 246L213 244H211V242H209ZM51 246L52 245H50V247ZM157 246H160V245H157ZM191 246H193V247H191ZM197 247H198V245H197ZM197 247H195L194 250ZM32 248H33V246H32ZM199 248H197V249H199ZM225 248H227V247H225ZM238 249H239V244H238ZM247 249H249V248H247ZM32 252L38 253L39 255H40V253L41 254L45 253V252H43V249L37 248V246L34 248V251H32ZM47 252L48 251L46 250V253ZM217 252L218 251H216V254H214V253L213 254L217 256ZM220 252H221V250H220ZM231 252H233V254H231ZM247 254H248V252H247ZM224 260H227V261H224ZM246 262H247V260H246ZM255 263L257 264V261ZM51 264H56V263H55V261H51Z\"/></svg>",
	"mask_w": 264,
	"mask_h": 264
},
{
	"label": "crops",
	"instance_id": "0c3cea01",
	"mask_svg": "<svg viewBox=\"0 0 264 264\" xmlns=\"http://www.w3.org/2000/svg\"><path fill=\"white\" fill-rule=\"evenodd\" d=\"M258 1L264 8V0ZM176 2L163 0V4L170 7L167 17L173 26L184 22L179 20ZM133 11V6H128L124 0H0V69H29L30 77L25 80L29 102L26 108L38 130L44 133L49 128L43 111L47 101L67 111H73L77 103L75 86L64 81L76 74L72 73L75 67L61 65L58 55L68 26L78 28L87 44L94 47L92 64L80 66L83 68L79 70L89 71L93 83L92 78L105 84L101 75L112 81L125 78L122 73L125 65L133 62V58L145 60L142 57L147 49L146 33L142 24L131 17ZM95 239L101 256L112 261L118 257L117 242H127L117 218ZM17 242L0 237V264H41L28 246ZM69 246L68 241L57 244L63 252ZM55 263L71 264L67 260L63 262L62 257H57Z\"/></svg>",
	"mask_w": 264,
	"mask_h": 264
},
{
	"label": "built area",
	"instance_id": "2783aa9c",
	"mask_svg": "<svg viewBox=\"0 0 264 264\" xmlns=\"http://www.w3.org/2000/svg\"><path fill=\"white\" fill-rule=\"evenodd\" d=\"M20 76L24 77L25 73L20 72ZM31 237L33 242L43 249L44 258L41 264H49V261H55L57 254L55 247L50 250V245L56 246L58 243L67 241L76 235V227L71 220H64L60 212L47 211L32 219ZM48 248V249H46ZM46 250L48 251L46 253Z\"/></svg>",
	"mask_w": 264,
	"mask_h": 264
},
{
	"label": "trees",
	"instance_id": "16d2710c",
	"mask_svg": "<svg viewBox=\"0 0 264 264\" xmlns=\"http://www.w3.org/2000/svg\"><path fill=\"white\" fill-rule=\"evenodd\" d=\"M128 242V241H127Z\"/></svg>",
	"mask_w": 264,
	"mask_h": 264
}]
</instances>
